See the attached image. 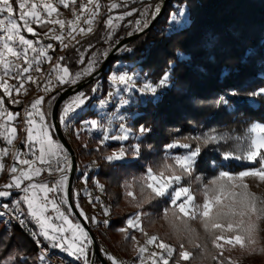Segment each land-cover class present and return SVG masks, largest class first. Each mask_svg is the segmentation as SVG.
<instances>
[{
  "label": "trees",
  "instance_id": "16d2710c",
  "mask_svg": "<svg viewBox=\"0 0 264 264\" xmlns=\"http://www.w3.org/2000/svg\"><path fill=\"white\" fill-rule=\"evenodd\" d=\"M80 1L76 0L75 4L70 5L68 12L72 13L74 6L78 7L81 4ZM128 1L131 2L128 7L114 10L120 13L131 11L133 8L137 10L132 16L125 17L123 22L133 21L141 10L156 2V0ZM13 2L15 3V0ZM180 8L186 13L188 23L177 34L170 14ZM108 15L106 10L99 12L93 31L87 32L86 24L84 29L87 33L81 32L75 43L61 55L66 59L63 62L58 60V63L67 66L71 74H76L88 62L95 49L105 46L109 29L104 23ZM18 22L23 25V22ZM33 25L37 36L27 33L24 29L22 34L34 41L44 40V33L53 27V25L41 27L35 23ZM123 33L122 29L119 30L117 38ZM131 45L134 48L133 53L116 54L99 78L92 80L79 91L86 93L90 99L78 113L76 124L79 125L84 118L97 117L99 109L91 106L107 95L111 86L109 76L116 61L124 63L121 68L128 66L129 71L139 73V78L136 79L139 86L149 80L155 83L165 72L171 71L168 87L148 96L133 91L134 99L130 100L129 106L123 108L121 115L125 119L131 118L126 127L135 135H129L128 140L109 139L101 143L104 134L102 131L80 129V134L77 135L74 127L71 131L75 136L73 142L65 134L77 157L78 168L72 193L77 194L73 196V200L80 213L82 210L79 201L85 197L84 194L79 195L77 192L81 179L86 176L88 187L92 188L93 192L95 180L103 185L106 207L110 210L109 213H104L109 223L104 226L99 220L92 225L86 221L100 251L110 264H113L109 258L111 256L118 259L120 254L128 255L135 252L137 241L145 236L144 233L135 230L130 233L118 231L120 228H126V221L137 212L143 213L141 221L144 232L155 233L164 242L174 245L176 253L173 260L178 259L180 243L184 244L186 250L193 252L192 254L198 251L194 248L196 243L207 248L211 237L201 229L202 220L188 219L182 217V214H178L182 218H174L172 213L175 209L167 197L154 198L150 190L145 189L141 199H138L136 193L141 187V177L146 174L147 168L151 167L153 171H158L165 162L166 153L169 157L183 153V148L166 149L167 144L180 141L191 143L195 147L196 141L189 139L195 131H200L202 140L205 134L212 133L213 130L216 134L244 136L254 121L264 123V96L253 99L248 97L249 93L264 88V0H171L162 16L147 32L132 41ZM51 52L52 50L49 51ZM179 53H183L182 58ZM46 66V62L42 61V70H45ZM9 83L16 85L12 78L9 79ZM67 86L65 84L59 89ZM27 87L29 93L35 86L33 82L28 81ZM94 87L98 89L96 92L92 91ZM233 91L238 95L232 96ZM0 94H3L2 89ZM20 95H23L21 91L18 95L13 92L11 98H5L4 105L9 111L18 113V103H12L11 100H18ZM57 96L58 94L54 101ZM221 96L225 97L229 104L218 105L217 100ZM69 98L60 104L58 117ZM86 107L88 108L85 109ZM112 111H115L114 105L105 110L107 113ZM8 122L12 124V121ZM119 123H121L119 120L113 121L110 134H122V130L118 128ZM60 124L63 129L61 122ZM141 126L151 131L141 135L138 132ZM6 143H3L0 137V147L5 148ZM235 143L234 140H229L227 144H205L203 141L195 170L182 181L184 186L191 187L197 204L203 203L200 192L202 185L200 180L203 178H200V175L204 174V178H214L222 168L238 172L245 167L254 166L248 162L222 160L221 153L233 148ZM136 144H140L138 156L134 155L133 146ZM121 149L127 153L124 159L114 161L106 159L108 155ZM9 158L10 155L1 159L5 168L0 172V180L6 171ZM167 163L171 164L173 160L168 158ZM0 190H3V187ZM17 192L18 190H13V197H16ZM128 192H132L134 198L127 195ZM18 194L20 195V192ZM11 199L12 197L0 198V201ZM66 207L70 211L68 205ZM165 209H168L167 217ZM173 220L179 232L174 229L173 223H170ZM126 235L128 239H125ZM131 237H135L136 240L133 241ZM44 245L49 249L46 244ZM87 246L91 260L92 245ZM215 253H217L215 247L208 253L209 264H218V261L212 259ZM39 256L38 248L18 227H8L0 222V264H41ZM10 257H15V261ZM221 259L224 263L227 262L223 257ZM190 260L193 262L197 259L193 255ZM190 260L186 261L187 264ZM43 264L48 263L44 261ZM95 264L102 263L96 258Z\"/></svg>",
  "mask_w": 264,
  "mask_h": 264
},
{
  "label": "snow or ice",
  "instance_id": "6c2138e0",
  "mask_svg": "<svg viewBox=\"0 0 264 264\" xmlns=\"http://www.w3.org/2000/svg\"><path fill=\"white\" fill-rule=\"evenodd\" d=\"M59 2L65 7H69L68 0H59ZM72 4H75L76 0H71ZM128 0H110L107 5L108 12L111 13L112 10L120 9L126 6ZM91 5V7H89ZM102 5L100 0H87V3L81 5L80 15L75 16V20L68 21L71 24V29L67 33L69 37L73 39L72 33L77 31L76 24L79 22L84 13H87V18H85V23L89 25L86 29L87 32L91 33L93 31L90 27L95 18L98 16ZM18 10V11H17ZM160 10L159 5L155 8V13ZM136 9L131 11L123 12L122 14H117L115 16L108 15L105 23L109 26V34H111V27L114 26L115 21H123L125 17H130ZM147 11V9H145ZM59 10L53 5V3L48 2V0H41V4L38 5L34 0H0V32L4 35H0V89L3 90V94H0V118L6 117L4 123H0V137H3L7 144L11 145L13 140L16 139L18 135V128L16 126H10L8 121H15L20 113H13L7 109L4 105L5 98H11L13 92L17 95L20 93L21 89H24L25 85V74H29L33 69V65H37L35 68L36 72H42L43 70L38 66L42 60L52 61V56L48 54V49H52L53 45L48 43L42 47L37 48L35 45L38 41L26 38L25 35L21 34V24L18 22H23V29L27 33H31L33 36H37L36 30L31 26L32 23L38 26L44 27L46 25H59L60 29L65 28L66 21L63 19H49L54 13L58 14ZM46 13V17L42 15ZM18 17V19H17ZM171 22L174 26V30L177 32L183 30L187 23L186 13L183 11L170 14ZM7 22V26L5 24ZM131 24L132 22L129 21ZM179 27H176V26ZM146 20L137 19L134 22V31L141 32L146 28ZM84 32V28L79 29ZM49 31H54V29L49 28ZM131 34V33H130ZM45 36L48 33H44ZM57 41L63 43L65 36L63 33L60 35H54L51 37ZM79 43V42H77ZM17 47H14L13 45ZM66 48L67 44L64 45ZM19 48V50H17ZM125 51L128 49L125 48ZM29 52L33 55L29 57ZM181 58L183 53L178 54ZM10 57L12 59H10ZM64 56L58 58L59 61H65ZM23 60V64L18 61ZM83 63V60L81 61ZM170 67H172L170 62ZM89 71L87 74L95 71V64H90L88 66ZM51 72H59L60 75L57 76L56 80L59 85L65 84H76L78 80L85 75V73L77 72L74 77H70L69 68L67 66H62L61 63H56L53 65L51 71L48 73L51 76ZM10 74H12L13 79L19 81L18 86L10 84L9 80L6 79ZM172 73L171 71L165 72L164 75L155 83L152 81H146L142 85L137 86L135 80L139 78V73L129 72H119L113 73L110 76V80L113 81L115 91L108 92L106 98H101L98 101V106L100 109H107L110 105H113V97H119L115 102L114 108L120 109L125 105L130 103V97L125 98L122 93L124 92H139L142 94L155 95L160 89L168 87L171 81ZM27 81L35 83L31 74L27 75ZM47 85L44 87L45 92H52L54 88L51 87L52 80H47ZM124 87L121 88L120 86ZM98 89L93 88L92 91L96 92ZM232 96H237L238 93L233 91ZM264 96V88H260L253 93H249L248 97L253 99L255 97ZM54 99V97H50ZM90 99L87 97L86 93L83 91L77 93L70 102H67L65 106L61 109L60 115L58 117L61 123H69L77 114L78 110L82 109V106L86 104V101ZM12 103H19L18 100L12 99ZM45 102L44 96H39L33 100L30 104V110H26V124L28 125L26 129V140L22 143L29 144V150L32 147L38 145V155L33 152L36 157L34 160L29 158H21L20 151L14 154V159L19 165L26 166L25 168L18 169L16 164H13L8 171L12 174L11 182H6L3 185V190H0V198H10L12 199L7 203H0V217L5 215L9 216L11 219H16L18 223L25 224L28 222L27 218L30 217L34 219L39 225V233L33 232L32 235H38L44 240H47L53 248H58L67 254L76 257L78 260H82L83 264H94L89 260V248L87 245L92 243L89 236V232L85 230L81 223H73V220L61 212V203L63 201L64 195H68L70 190L69 178L66 175L68 170V158L64 156L63 167H60V161H56V167L53 168L52 164L46 159V156L59 157L64 150L63 145L54 139V133L52 128L55 125L47 118L46 113L41 110L42 104ZM223 103L225 105L229 104V101L225 97L221 96L217 100V104ZM35 117H39V122ZM125 117L121 115L118 111L98 112L97 118H92L82 121V125L85 130L96 129L102 131L104 134L101 137V143L111 139V140H128L129 135H135V133L126 127L123 122ZM119 120L118 128L122 130L121 135L110 134L113 127V121ZM151 130L141 126L138 132L144 135ZM76 134L79 135V130H76ZM190 140L199 141L201 137H190ZM229 140H234L235 146L229 150L221 153L223 161H240L248 162L254 166L245 167L244 170L235 172L233 170H224L223 168L218 171V175L211 181V187L209 185L203 186V203H196V196L193 194L190 186H184L182 181L185 177L191 176L195 170V166L198 158L201 155V145L197 143L195 147L191 143H182L180 141H175L173 143L167 144L166 149H178L183 148L187 151L183 154H177L175 156L169 157L166 153V159L162 167L158 171H153L151 167L146 169V174L141 177V192L145 189L150 190L154 198H165L167 197L170 201L171 206L175 209L172 215L174 218L187 217L188 219L199 218L203 222V228L206 233L211 237V243L214 247L219 250L218 254L212 256L213 260L218 261V264H224L221 257L223 256V250L225 245L232 246L233 248L237 245L244 249L256 244L254 238L257 231V223L253 220L256 217L258 221L264 217V198L258 197L255 193L249 190V185L244 183L245 177H256L260 181H264V123L254 122L246 130L244 136H233L231 134H216L213 130L212 133L205 134L203 141L205 144H227ZM134 155H139L140 144L133 146ZM9 155L8 148H0V159ZM127 155L126 151L121 149L106 157L109 161L124 159ZM171 158L173 163H167V159ZM37 161L40 164H47V171L59 172L60 178L56 181L55 187L49 186L47 183H29L25 185V181H32L34 177L41 176L42 169L37 167ZM215 166V162H213ZM226 167V166H225ZM5 168L4 163L0 162V172H3ZM19 172V174H17ZM179 173V174H178ZM239 181V182H237ZM103 188V185L100 186ZM239 189V191H237ZM13 190H18L16 197H13ZM63 192L60 197V202L53 195L52 198L49 194H55L57 192ZM19 192H23V196H19ZM129 196H133L132 192L126 193ZM76 193H72V196H76ZM98 199V197H97ZM179 202V203H178ZM26 205V210L21 207V205ZM49 205L58 214V218L67 223V227L53 223V218L46 215L48 212ZM138 207H140L138 205ZM105 213H109L110 210L106 207L104 209ZM178 214H182L178 216ZM81 215L85 220H91L86 214L81 212ZM142 212H137L135 215L130 217L126 223V228L118 229L121 233H127L128 230L136 229L144 235L142 227L141 216ZM168 215V209H165V216ZM104 223H109L104 221ZM173 223L174 229L179 232L176 228L174 220L170 221ZM71 235H67L68 232ZM191 231V230H190ZM129 237L126 235L125 239ZM133 241L136 240L135 237H131ZM157 241H159L157 243ZM223 241V243H221ZM191 242V241H190ZM39 243V240H37ZM156 244L157 248L161 249L160 252H151L146 258L144 253L148 252L146 245ZM146 245H138L137 242V252L139 257V264H181V261H188L192 258V252L184 248V244L180 243L178 252V259L173 260V254L176 253V248L171 244L165 243L156 235L150 236ZM196 248H201L200 244L195 245ZM257 249L251 248L252 252ZM264 251V248L259 249ZM47 249H45V252ZM205 253L207 249L205 247ZM113 264H122L121 261L117 260L116 257H109ZM203 258V257H202ZM11 260L15 261V257H10ZM48 259L47 255L41 253L39 260L41 264ZM231 264H236L232 261Z\"/></svg>",
  "mask_w": 264,
  "mask_h": 264
},
{
  "label": "rangeland",
  "instance_id": "374dc122",
  "mask_svg": "<svg viewBox=\"0 0 264 264\" xmlns=\"http://www.w3.org/2000/svg\"><path fill=\"white\" fill-rule=\"evenodd\" d=\"M158 0H156V2H157ZM34 2H36L38 5H40L41 4V0H34ZM48 2H51V3H53V5L55 6V7H57L58 8V10H59V12H58V14H56V13H54L53 14V16L51 17V18H49V19H59L60 18V16L61 15H63L64 13H66L67 11H68V9H69V7H67V8H65L60 2H59V0H48ZM68 2H69V6L70 5H72V2H71V0H68ZM107 2H108V4H109V2H110V0H107ZM118 2V1H117ZM156 2H154L151 6H149L148 8H146V9H149V8H151L152 6H154V4L156 3ZM80 5L78 6L80 9H81V5L82 4H84V3H87V0H81L80 1ZM107 5V4H106ZM78 7H76V6H74V9H73V11H75V9H77ZM145 10V9H144ZM151 10V9H150ZM72 11V12H73ZM180 11H183L182 10V8H180V9H178V10H175L174 11V13H177V12H180ZM184 12V11H183ZM117 14H122V13H120V12H116V11H114V10H112V15L113 16H115V15H117ZM42 15H44L45 16V18H47L46 17V13H42ZM137 17H139L140 18V16H139V14H138V16ZM137 17L133 20V21H131L132 23L130 24L129 23V21H127V22H123V21H115L114 22V26L113 27H111V34H109V31H108V36H107V38H106V40H105V44H106V42H108L111 46H108L107 48H106V51L104 52L105 53V55H103L96 63H94L95 64V71L99 68V65L101 66V61L102 60H104L105 59V57L108 55V53L111 51V49L119 42V40H121V39H119V38H117V32L119 31V30H121L122 29V31H124V33L123 34H125V36L126 35H128V33L130 34H133V33H135V31H134V22H135V20H137ZM153 17V15H151V13H149L148 15H146V16H142L140 19H142V20H146V22H147V25L149 24V22H150V20H151V18ZM97 18H98V16L95 18V21H94V23L90 26V27H92L93 28V26H94V24H95V22H96V20H97ZM73 20H75V18L73 19ZM72 20V21H73ZM104 24H106V23H104ZM31 26L35 29V27H34V25H33V23L31 24ZM57 25H53V27H51L52 29H54V31H46L47 33H48V35L47 36H45V39L43 40V39H38V42L36 43V47L37 48H39V47H42V46H44V45H46V44H48V43H51L53 46H54V43L56 42V40L55 39H52L51 37H53L54 35H60L59 34V31H58V29L57 28H55ZM106 26L108 27V29H109V26L106 24ZM89 27V25H87V28ZM21 29H23V25L21 26ZM57 29V30H56ZM26 31V30H25ZM116 32V33H113V32ZM45 32V33H46ZM84 33H87V32H85L84 31ZM21 34H22V31H21ZM124 36V37H125ZM38 43H40V45L38 46ZM132 43V42H131ZM131 43H129V45H128V47H129V49L127 50V51H125L124 49L127 47V45H125L124 47H122L120 50H119V52L118 53H121V54H125V53H133V51H134V48H133V46L131 45ZM14 47H17L15 44L13 45ZM19 49V48H18ZM51 49H48V54H50L49 53V51H50ZM117 53V54H118ZM33 54L31 53V52H29V57L31 58V56H32ZM90 59V58H89ZM43 62H45L46 61V59L45 60H42ZM42 61H41V63H42ZM89 61V60H88ZM41 63L39 64L40 66H41ZM124 63L123 62H121V61H116L115 63H114V65H113V70H112V72H111V74H110V76L113 74V73H119V72H129V74H131V73H138V72H136V71H129L130 69H129V67L128 66H122V68H121V65H123ZM86 65V64H85ZM82 68V67H81ZM80 68V69H81ZM79 69V70H80ZM95 71H93V72H91L90 74H85V75H83L79 80H78V82H80L82 79H84V78H86V77H88L89 75H91V74H93ZM79 72V71H78ZM102 73V72H101ZM100 73V74H101ZM60 75V73L59 72H54L53 73V75H52V78H49V79H51V80H53V78H57V76H59ZM69 75H70V77H74L75 76V74H71L70 72H69ZM11 75H9L7 78H8V80L9 79H11V77H10ZM100 76V75H99ZM110 76H109V80H110ZM99 78V77H98ZM12 80H14L13 78H12ZM15 82V81H14ZM77 82V83H78ZM16 83V82H15ZM76 83V84H77ZM110 83H111V86L109 87V91L108 92H110V91H112V92H114L115 91V87H114V83H113V81H111L110 80ZM135 83H136V80H135ZM16 85H17V83H16ZM74 85V84H73ZM136 85L137 86H139V84L138 83H136ZM18 86V85H17ZM121 88H123L124 86L123 85H121L120 86ZM44 89V88H43ZM43 89H42V91H43ZM99 91H100V89H99ZM40 95V94H39ZM122 95L125 97V98H131L130 100H133L134 99V97H133V92H131V93H129V92H124V93H122ZM23 96L24 95H20L19 96V99H18V101L20 102L21 100H22V98H23ZM75 96V95H74ZM74 96H72V98L74 97ZM145 96H148V94H145ZM107 97V95L105 96V97H103V98H106ZM119 99V97H113V105L115 104V102L117 101ZM69 101V100H68ZM67 101V102H68ZM66 102V103H67ZM53 104H54V102H53ZM85 106V105H84ZM127 106H129V104L128 105H125V106H123L122 108H120V109H115V111H118L120 114H122V111L124 110L123 108H125V107H127ZM92 108H98L99 109V111L101 112V111H103V112H105V110L106 109H100L99 108V106H98V102H96V103H94L92 106H91ZM88 107H86L85 109H87ZM97 109V110H98ZM108 109V108H107ZM110 110V109H109ZM112 110V109H111ZM81 111V110H80ZM79 112V111H78ZM3 118H5V120H6V117H3ZM93 118H97V117H93ZM2 119V118H1ZM88 119H92V118H90V117H87V118H84L82 121H84V120H88ZM81 121V122H82ZM254 122H261V121H254ZM253 122V123H254ZM261 123H263V122H261ZM14 126V125H13ZM27 127H28V125H27ZM18 128V127H17ZM80 129L81 130H84L85 128H84V126L82 125V123H80L76 128H75V131L76 130H79L80 131ZM88 130H96V129H88ZM18 131H19V128H18ZM82 137V136H81ZM192 137H201L202 138V135H201V133H200V131H195L194 133H193V135H192ZM83 138V137H82ZM193 141H196V140H193ZM72 142V141H71ZM196 143H199L201 146H203L202 144H203V140L201 139V140H199V141H196ZM24 145H25V147H26V150H29V144L28 143H24ZM1 148V147H0ZM5 148H8L9 149V155L11 154V150H10V148H11V145H9V144H7L6 143V147ZM187 150L186 149H183V153H185ZM182 153V154H183ZM26 154H27V157L29 158V159H31V158H33V156H32V153L31 152H29V151H27L26 152ZM10 159V158H9ZM0 162H2V160L0 159ZM204 174L203 175H200V178H203V180H200V182H201V193H202V201H203V186L204 185H209L210 187H211V181L215 178H208V177H205L204 178ZM199 179V178H198ZM33 180H34V178H33ZM32 180V181H33ZM94 182H96V180L94 181ZM142 182V181H141ZM237 182H239V181H237ZM34 183H39V182H35L34 181ZM244 183H246V184H248L249 185V190L251 191V192H253V193H255L258 197H261V198H264V181H260L259 180V178H256V177H245L244 178ZM78 189H80V192L81 193H83L84 195H85V197L83 198V203H84V205L85 206H87V207H91L92 206V208L94 207V208H96L95 209V211H93V221H95V222H98L99 220H101L102 222H103V218H102V216L104 215V217L106 218L107 216L105 215V213L103 212L104 210H102L101 211V206L99 205V200L101 199L100 198V196H99V194H97V195H95V198H91V196H92V193H93V189L92 188H89L88 187V184H87V179H86V176H84L82 179H81V181L79 182V185H78ZM237 191H239V189H237ZM143 194H144V192H141V187H140V189L138 190V192L136 193V197L138 198V199H141V197L143 196ZM97 197H98V199H97ZM93 199V200H92ZM179 203V202H178ZM66 205H68V203L67 204H65V206ZM106 206V205H105ZM104 206V207H105ZM50 209H52L51 208V206L49 205V208H48V211L50 210ZM83 213L84 214H86V212L85 211H83ZM46 215H48V212L46 213ZM253 220L257 223V225H258V227H257V231H256V233H255V236H254V238H255V240H256V244L255 245H252V246H250V247H246V248H244V249H242V248H240V246H236V247H232V246H229V245H225V248H224V250H223V259H225V260H227V262L226 263H224V264H231V262L232 261H235L236 262V264H264V251H260L259 249H261V248H264V217H262L261 219H259L258 221L256 220V217L254 216L253 217ZM104 223V222H103ZM96 224V223H95ZM105 225H106V223H104ZM61 226H62V224H61ZM201 229L202 230H204V228H203V225H202V227H201ZM133 230H135L136 232L138 231V230H136V229H129L128 230V232L130 233L131 231H133ZM205 231V230H204ZM70 232V231H69ZM71 233V232H70ZM152 235H156V236H158L157 234H155V233H150V234H147V235H145L141 240H138L137 242H138V245H144V240H147L150 236H152ZM198 236V234L196 233V237ZM199 237H202L201 235H199ZM159 241H157V243H158ZM165 243H167V242H165ZM221 243H223V241H221ZM169 244V243H168ZM197 244V243H196ZM172 245V244H171ZM208 246H207V251L208 250H210L209 252H211V250H213L214 249V245L211 243V238H210V242L207 244ZM136 246H137V243H136ZM152 246H154V248H155V251L154 252H160V251H162L161 249H159V248H157V246H156V244H152ZM173 247H174V245H172ZM88 247V246H87ZM255 248V249H257L255 252H252L251 251V248ZM194 248H196L195 246H194ZM57 250H59V251H61V252H64V251H62L61 249H58V248H56ZM197 252L196 253H194L193 255H194V258L195 259H197V260H194L193 262H191V260L189 261V264H204V263H201V262H206L207 264H209V258H208V256H209V252H207V253H205V247H201V248H197ZM216 251H217V253H215L216 255L218 254V251L219 250H217L216 249ZM191 252V251H190ZM193 253V252H192ZM150 253H148V252H146V253H144L143 255H144V257L146 258L148 255H149ZM68 255H70V254H68ZM121 255H124V256H126L127 258H129V260H131V264H139V257H138V252H137V247H136V250H135V252H133V253H131V254H120L119 255V257H118V259L117 260H119V261H121L122 262V264H124L123 263V261L121 260ZM70 256H72V255H70ZM213 256H215V255H213ZM203 257V258H202ZM173 258H174V254H173ZM175 260V259H174ZM80 264V263H79ZM148 264H151V262L149 261L148 262ZM169 264H172V261H170L169 262ZM181 264H187V262L185 261V263H181Z\"/></svg>",
  "mask_w": 264,
  "mask_h": 264
},
{
  "label": "built area",
  "instance_id": "2783aa9c",
  "mask_svg": "<svg viewBox=\"0 0 264 264\" xmlns=\"http://www.w3.org/2000/svg\"><path fill=\"white\" fill-rule=\"evenodd\" d=\"M100 3L102 5V7L100 9V12L106 10L109 15H112V12L111 13L108 12V8H107L108 2H107V0H104V1L100 0ZM130 4H131V2L128 1L127 5L124 6L123 8L128 7ZM89 7H91V5ZM155 8H156V6L147 9V11L141 10L139 12L140 18L142 16L148 15L149 13H151V15L154 16L156 14L155 13ZM80 14H81L80 13V8L78 7L72 13H69L67 11L66 13H64L63 15L60 16L59 19H63V20L66 21L65 28L63 30H61L59 25H57L55 28L58 29L59 34L63 33V35L65 36V39H64L63 43L61 41H57V40L54 43V46L51 49L52 52L49 54L50 56H52V61L51 62H49L47 60L45 61L46 64H47L45 70H43L42 72H36L35 68L37 67V65H35V64L33 65V69L31 70V72L29 74H31L33 76V79L36 82L34 83V86H35L34 89L32 90V92H29V93L27 91L28 90V87H27L28 81L26 80V77L29 74H25L24 89H21V92L23 93L24 96H23L22 100L18 103V105H19L18 113H20V116L17 117V119L15 121H12V125L18 127L19 131H18V135H17L16 139H14L13 143L11 144L10 159H9V163L7 165L6 171H5L4 175H3V178L0 180V188H2L3 185L6 182H11L12 174L10 173V171H8V169L13 164H16L18 169H22L24 167L23 165H19L17 163V161L14 159V154L17 151H20L21 158H28L27 154H26L24 143H22V141L25 140V134H26V129H27V124L25 122L26 121V116H25L26 110H30L31 102L33 100H35L36 97L39 96V94H41L40 92L45 87V85L47 83V80L49 78H52V75H53L54 72H51V76H49L48 73L51 71L53 65L58 63V58L66 50H68L75 43V41L78 39V37L81 34V31L79 29L80 28H85V25H86L85 18H87V15H88L87 13H84L82 19L79 22H77V24H76L77 31L72 33V36L75 37V38L73 39L72 37H69L67 35V33L71 29V24H69L67 22L68 21H72L75 18L76 15H80ZM0 18H2V17H0ZM140 18L137 17V19H140ZM6 26H7V22L5 24V27ZM113 33H116V32L114 31ZM0 35H4V33L0 32ZM124 36H125V34L120 35L119 39L123 38ZM65 44L68 45L67 48L64 46ZM128 45L126 47L127 49H129ZM108 46H111V45L108 42H106L105 46L95 49L92 52L89 61L86 63V65H84L79 70V72L87 74L88 71H89L88 66L90 64L96 63L103 55H105L104 52L106 51V48ZM17 50H19V49H17ZM10 59H12V58L10 57ZM18 62L21 63V64L24 63L23 60H20ZM38 66L42 69V67L40 65H38ZM0 72H2V69H0ZM10 75H11L10 77L12 78V74H10ZM99 75H100V73L95 76V79L98 78ZM14 81L17 83V85L19 84V81L17 79H14ZM55 96H56V93L54 91L47 93L45 95V102L43 103V109L48 114L50 119H51V112H52V107H53V102H54V99H51L50 97H54L55 98ZM130 120H131V118L127 117L124 120V123L127 124V123L130 122ZM76 121H77V118H74L69 123L66 124V127H67L68 131H72L73 130ZM1 138H2L3 142H6V140L3 137H1ZM64 156H67L68 164H70V158H69L66 150L63 151V153L59 157L51 159V160H48V161H49V163L52 164L53 168H55L57 166L56 165V161L57 160L60 161L59 166H61V164H63ZM36 166L37 167H41L42 169H45V171H42L41 176H38V180L42 181V182H46L51 187H55L56 181L60 178L61 174L59 172L47 171L48 165L47 164L42 165V164L39 163V161H37ZM17 174H19V172ZM66 175L68 176V173H66ZM94 193H95V195L99 194V196L101 198L99 200V205L100 206L106 205V199L104 198L105 194L104 193L101 194L100 190L97 189L96 187H95ZM49 195H50V198H52V196L54 195L56 199L60 200V197H61V195H63V192L61 191V192H57L55 194H49ZM7 202H9V201H0V203H7ZM60 203H61L60 211L63 212L62 205L63 204H67V195H64L63 201L60 202ZM21 207L23 209H25L23 205H21ZM51 214H52L53 218L58 221V218H57L58 214L55 212V210H53ZM70 219L73 220V223H79L77 218L73 214L71 215ZM27 220H28L27 223L20 224V223L17 222L16 219H11L7 215H5L3 217H0V222L4 223L8 227H13V226L18 227L20 229V231L23 232L25 234V236L38 248L40 254L41 253L46 254L47 257H48L46 262L48 264H79V263L82 264L81 260H78L76 257L75 258L69 257L67 255H64V254H61V253H58V252H52L51 250L47 249V247H45V245L43 244L41 237H39L38 235H32L33 232L39 233V231H40L39 225L37 224V222L35 220L29 219V218H27ZM63 226L66 227L67 223L64 222ZM37 240H39V243H37ZM146 241L147 240H144V242H143L144 245H146ZM146 246L148 248V253H151V252L155 251V248H154V246H152V244L151 245H146ZM45 249H47L46 252H45ZM120 258H121V260L123 261L124 264H131V260H129V258H127L126 256L121 255Z\"/></svg>",
  "mask_w": 264,
  "mask_h": 264
},
{
  "label": "water",
  "instance_id": "95a60500",
  "mask_svg": "<svg viewBox=\"0 0 264 264\" xmlns=\"http://www.w3.org/2000/svg\"><path fill=\"white\" fill-rule=\"evenodd\" d=\"M171 0H158L154 6L159 5V12L156 13L150 20L148 26L144 28L143 31L141 32H135L133 34H128L125 37H123L119 42L111 49V51L108 53V55L105 57L103 60V63L101 66L91 75L88 77L82 79L80 82L74 85H69L64 89H58L55 91L56 94H58L57 98L54 101L53 107H52V112H51V122L55 125L53 128L55 135L57 136L59 142L63 145L64 149L66 150L69 158H70V164H69V170H68V178H69V184H70V190L67 195V203L70 211L72 214L77 218L78 222L81 223L85 230L89 232V236L92 240V257H91V262H94L95 264V259L97 258L102 264H110L105 257L103 256L102 252L99 249V246L96 242L95 236L90 228V225L88 222L83 218L81 215L80 211L75 205V202L73 200L72 192H73V184L74 180L76 177L77 173V157L75 150L73 146L71 145L70 141L66 137L61 124L58 119V109L60 104L67 99L69 96L79 92L85 85L90 83L92 80L95 79V76L101 72H103L104 68L106 65L110 62V60L119 52V50L124 47L125 45H128L132 41H134L136 38H138L140 35L143 33L147 32L153 24L159 19L162 14L165 12L166 5L170 2Z\"/></svg>",
  "mask_w": 264,
  "mask_h": 264
},
{
  "label": "crops",
  "instance_id": "0c3cea01",
  "mask_svg": "<svg viewBox=\"0 0 264 264\" xmlns=\"http://www.w3.org/2000/svg\"><path fill=\"white\" fill-rule=\"evenodd\" d=\"M66 85H73V84H66ZM45 86H48L47 85V83H46V85ZM61 86H63V85H59L58 83H57V80H56V78H53V80H52V85H51V87H53L54 88V92L56 91V90H58L59 88H61ZM42 93L39 95V96H44L45 97V95L47 94V93H49V92H45L44 91V89H43V91H41ZM78 93V92H77ZM77 93H75V94H73V95H71V96H69L70 98H69V101L68 102H70L73 98H72V96H74V95H76ZM39 96H37V97H39ZM36 97V98H37ZM84 108V106H82V109ZM82 109H80V110H82ZM41 110H43L44 112H45V110L43 109V104H42V106H41ZM80 110H78L79 112H77V114H76V116L74 117V118H77L78 119V113H80L81 111ZM46 113V112H45ZM46 116H47V118L51 121V119H50V117L48 116V114L46 113ZM36 119H37V121L39 122V117H35ZM73 118V119H74ZM5 122V119H1V123H4ZM10 126H13L12 124H10L9 122H7ZM77 125L78 124H76L75 123V125H74V127L76 128L77 127ZM62 126H63V129H64V132H65V134L66 135H68L69 137H70V141H74L75 140V136L74 135H72V132L71 131H68V129H67V127H66V124H64V123H62ZM74 128V129H75ZM52 132L54 133V130H53V128H52ZM54 139L56 140V141H58L59 142V140H58V138L54 135ZM25 140H26V134H25ZM24 140V141H25ZM14 141V140H13ZM7 142V141H6ZM4 143V142H3ZM60 143V142H59ZM25 146V145H24ZM25 150H26V147H25ZM27 151H29V152H31L32 153V156H33V158H31V159H35L36 157L33 155V152H36L37 153V155H38V145H36V146H34V147H32V149H31V151L30 150H26V152ZM63 153V152H62ZM54 158H57V157H54V156H46V159L47 160H51V159H54ZM64 166V164H61V166L60 167H63ZM26 166H24L23 168H25ZM68 170H69V164H68ZM68 170H67V172L66 173H68ZM39 182V183H41L42 181H39L38 180V176L37 177H34V180L33 181H25L24 183H25V185H27V184H29V183H33V182ZM42 183H46V182H42ZM102 184L99 182V181H97L96 180V182H95V187L97 188V189H99L100 190V192H101V194H103L104 193V190H103V188H101L100 186H101ZM78 194L80 195L81 194V192H80V189H78ZM83 194V193H82ZM24 195V193L23 192H20V195L19 196H23ZM49 197H50V195H49ZM91 198H95V193L93 192L92 193V196H91ZM58 200V202H60V200L59 199H57ZM93 200V199H92ZM79 204H80V208H81V210H82V212L83 211H85L86 212V215L88 216V217H90L91 218V220L89 221L92 225H95V223H97V222H95V221H93V211H95V209L96 208H92V206L91 207H87V206H85L84 205V203H83V199H81L80 201H79ZM23 205V204H22ZM106 205H107V202H106ZM24 206V208H25V210H26V205H23ZM105 206V205H104ZM104 206H101V211L102 210H104L105 209V207ZM62 207H63V212H65V214L66 215H68V217L70 218L71 217V215H72V213L67 209V207L65 206V204H63L62 205ZM97 210V209H96ZM52 211H53V209H50L49 211H48V215L49 216H51L52 218H53V216H52ZM103 212H105V211H103ZM29 219H32V218H30V217H28ZM57 218H58V215H57ZM102 218H103V222L104 221H106V218L104 217V215L102 216ZM32 220H34V219H32ZM53 223H56V224H58V225H61L62 224V226H63V223L65 222V221H62V220H60L59 218H58V221L57 220H55L54 218H53V221H52ZM66 223V222H65ZM104 226H105V224H104ZM67 227V226H66ZM67 235H71V233L70 232H68L67 233ZM42 242L44 243V244H46L47 246H48V248L49 249H51V250H55V252H58V253H61V254H64V255H67V256H69V257H73V258H75L74 256H70V255H68L67 253H65V252H61V251H59V250H57L56 248H53L50 244H49V242L47 241V240H44V239H42ZM91 261V260H90ZM81 262H82V264H83V261L81 260Z\"/></svg>",
  "mask_w": 264,
  "mask_h": 264
}]
</instances>
